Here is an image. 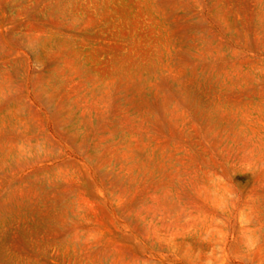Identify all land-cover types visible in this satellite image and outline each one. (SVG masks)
<instances>
[{"label": "rangeland", "instance_id": "1", "mask_svg": "<svg viewBox=\"0 0 264 264\" xmlns=\"http://www.w3.org/2000/svg\"><path fill=\"white\" fill-rule=\"evenodd\" d=\"M0 264H264V0H0Z\"/></svg>", "mask_w": 264, "mask_h": 264}]
</instances>
